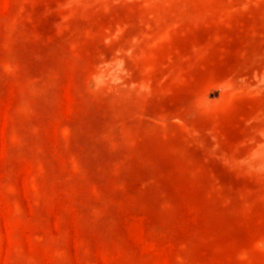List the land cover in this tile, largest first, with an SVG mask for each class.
Wrapping results in <instances>:
<instances>
[{
	"label": "rangeland",
	"instance_id": "obj_1",
	"mask_svg": "<svg viewBox=\"0 0 264 264\" xmlns=\"http://www.w3.org/2000/svg\"><path fill=\"white\" fill-rule=\"evenodd\" d=\"M0 264H264V0H0Z\"/></svg>",
	"mask_w": 264,
	"mask_h": 264
}]
</instances>
